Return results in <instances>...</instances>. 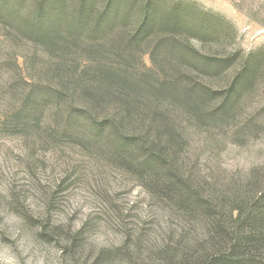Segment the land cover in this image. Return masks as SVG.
I'll return each instance as SVG.
<instances>
[{
  "label": "rangeland",
  "instance_id": "1",
  "mask_svg": "<svg viewBox=\"0 0 264 264\" xmlns=\"http://www.w3.org/2000/svg\"><path fill=\"white\" fill-rule=\"evenodd\" d=\"M80 1L46 0L43 20L71 19ZM87 1L90 21L113 4L127 31L150 4L157 32L131 51L133 68L150 67L156 81L176 76L207 111L225 102L207 119L159 93L156 111L171 124L147 137L170 138L168 154L190 192L209 200L170 211L166 196L146 186L151 170L137 176L133 135L148 124L141 108L155 96L132 97L136 116L121 115L112 96L101 100L105 112L69 120V105L51 96L61 51L33 34L42 0H0V264H197L210 247L202 216L227 215L236 186L264 182V0ZM182 92L175 98L185 99ZM37 93L40 106L27 102ZM96 118L110 126L93 131Z\"/></svg>",
  "mask_w": 264,
  "mask_h": 264
},
{
  "label": "trees",
  "instance_id": "2",
  "mask_svg": "<svg viewBox=\"0 0 264 264\" xmlns=\"http://www.w3.org/2000/svg\"><path fill=\"white\" fill-rule=\"evenodd\" d=\"M45 2L46 0H42L39 5L40 22L33 29V34L38 43L61 51V61L58 62L61 72L56 74V68H50L51 74L58 77L56 89L51 96L69 105L68 119L82 118L85 115L89 117L91 114L97 116V112H105L108 107L101 100L112 96H119L122 109L118 112L121 115L136 116L132 110L139 106L133 107L136 102L132 97L140 90L155 96L145 109L141 108L147 114L148 124L144 121L140 123L143 126L141 133L133 135L139 141L136 144L138 152L135 151L139 157L138 167H135L137 176H141L140 170H151V178L146 186L153 193L166 196V205L170 211L175 207L188 210L193 207L189 205L191 203L195 206L206 204L209 198L200 196L193 189L191 193L184 172L175 167L173 157L168 154L170 138L165 136L161 143H148L147 137L153 133L150 129L158 131L171 124L166 113L164 116L162 112L156 111L161 109L159 93L172 98L173 103L180 100L188 112L187 106H193L198 115L207 119L221 113L225 102L220 103L218 108L207 111L199 101L201 96L198 94L194 97L193 88L185 90L181 87L176 76L170 75L156 81L151 77L150 67L143 70L144 72L139 71L138 67L133 68L131 61L134 55L131 51L141 47L157 32L151 18L150 4L145 8V15L139 21L137 29L127 31L118 29L122 11L113 4L106 7L99 17L90 21L86 14L91 12L92 7H89L87 0H81L72 18L69 19L67 15L66 21L62 22V16L43 20ZM74 53L77 57L67 58L66 55ZM181 91L186 97L183 100L174 96ZM29 100L33 105L40 106L44 97L37 93L30 95L27 102ZM97 120L96 118L93 122L97 127H91L93 131L110 126L107 118L99 122ZM155 125L158 127L155 128ZM123 144L128 147L132 143L126 136ZM157 165H163L169 173L160 176V171H155ZM184 193L188 194L189 199H184ZM232 196L235 198L234 205H230L232 208L227 215L221 213L216 216L213 211L212 215L202 216L200 224L207 236L203 246L210 247L198 257L197 264H245L246 260L250 264H264V182L253 178L247 184L236 186ZM182 261L186 264L183 257Z\"/></svg>",
  "mask_w": 264,
  "mask_h": 264
}]
</instances>
